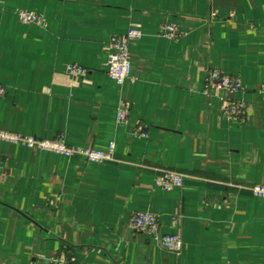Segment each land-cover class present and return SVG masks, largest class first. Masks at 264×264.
I'll return each mask as SVG.
<instances>
[{"label": "crops", "instance_id": "obj_1", "mask_svg": "<svg viewBox=\"0 0 264 264\" xmlns=\"http://www.w3.org/2000/svg\"><path fill=\"white\" fill-rule=\"evenodd\" d=\"M22 9L45 26L22 23ZM132 25L136 79L120 85L109 40ZM210 69L243 89L206 94ZM0 82V130L115 144L113 160L91 162L0 140V264H264V197L251 191L264 185V0H0ZM229 98L245 103L244 122L224 115ZM165 169L183 186H157ZM138 211L158 216L157 235L131 228ZM168 234L182 236L180 254Z\"/></svg>", "mask_w": 264, "mask_h": 264}, {"label": "built area", "instance_id": "obj_2", "mask_svg": "<svg viewBox=\"0 0 264 264\" xmlns=\"http://www.w3.org/2000/svg\"><path fill=\"white\" fill-rule=\"evenodd\" d=\"M18 14L24 24H37L41 26H45L46 24L43 15L31 10L22 9L19 10ZM161 34L176 40L183 35V32L178 31L175 27L164 25L162 26ZM141 36V28L137 25H132L125 34L114 35L109 40L110 52L105 66L107 73L120 85L128 79H136V76H131L132 61L130 46L134 39H138ZM69 71L76 76H87L89 74L88 68L77 63L70 64ZM211 89L238 92L243 89V84L239 76L227 74L218 69H210L206 76L204 92L209 94ZM7 93L8 88L0 82V99L4 98ZM129 115V104L126 101H121L117 110L118 122L124 123L128 121ZM224 115L231 121L244 122L246 117L245 103L241 100L229 98L224 108ZM134 134L138 137H147V126L141 124L134 129ZM0 140L20 142L29 148L52 151L68 157L81 156L91 162H103L114 159V142H111L109 150L104 152L91 148L69 146L62 139L36 138L3 130H0ZM155 183L157 186L169 191L176 186H183L184 174L177 170L165 169L157 175ZM251 191L255 196L264 197V185H254L251 187ZM130 226L137 232L157 235L159 232L158 216L152 212H135L130 219ZM162 244L166 249L177 254L181 253L184 246L183 238L180 234L163 236Z\"/></svg>", "mask_w": 264, "mask_h": 264}]
</instances>
